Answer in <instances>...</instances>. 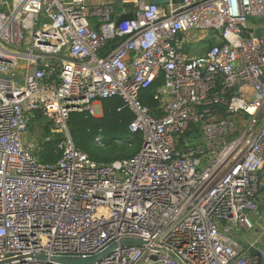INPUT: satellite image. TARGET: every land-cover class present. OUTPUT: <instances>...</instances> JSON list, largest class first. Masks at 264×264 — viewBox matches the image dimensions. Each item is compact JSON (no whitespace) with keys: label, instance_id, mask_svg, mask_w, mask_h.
<instances>
[{"label":"built area","instance_id":"obj_1","mask_svg":"<svg viewBox=\"0 0 264 264\" xmlns=\"http://www.w3.org/2000/svg\"><path fill=\"white\" fill-rule=\"evenodd\" d=\"M121 3L0 0V264L109 248L92 264H178L126 239L184 264H258L264 245L242 250L229 234L254 229L262 185L264 35L248 23H264V0ZM191 32L218 42L189 57L179 38ZM157 80L151 109L139 95ZM112 97L142 145L97 164L67 123ZM36 112L65 137L56 163H40L23 140Z\"/></svg>","mask_w":264,"mask_h":264},{"label":"trees","instance_id":"obj_2","mask_svg":"<svg viewBox=\"0 0 264 264\" xmlns=\"http://www.w3.org/2000/svg\"><path fill=\"white\" fill-rule=\"evenodd\" d=\"M212 46L210 45L207 50ZM160 83L161 80H157L140 93L139 101L142 105L151 109L157 107L158 101L154 95ZM100 107L99 116H92L88 112L70 114L67 125L72 144L97 164L106 165L133 157L142 145L140 134L131 133L128 129L133 115L118 97L101 100ZM42 120L43 117L36 112L29 123V126L31 124L42 126L43 131V139L33 151V156L40 163L53 164L61 157V146L65 137L62 134L51 133L49 123H43ZM260 177L262 185L259 189V197L264 203V169L261 170ZM258 208L264 211V204L262 206L258 204ZM262 245H264V235ZM250 252L251 256H254L255 251ZM258 264H264V260Z\"/></svg>","mask_w":264,"mask_h":264},{"label":"rangeland","instance_id":"obj_3","mask_svg":"<svg viewBox=\"0 0 264 264\" xmlns=\"http://www.w3.org/2000/svg\"><path fill=\"white\" fill-rule=\"evenodd\" d=\"M105 1H109V0H105ZM152 2L159 4V0H152ZM209 47H210V45H208V48ZM183 50H184V48H183ZM256 98H257V96L255 94H253L249 98V100L253 101V100H256ZM95 108H96L97 113L101 111L99 106H95ZM99 115L100 114H98L97 116H99ZM42 122L47 123V120L43 118ZM50 128H51V126H50ZM50 131H51V129H50ZM42 134H43L42 126H40V125L38 126L36 124H33V125L31 124L29 126V128H27L26 133L23 137V140L25 142H33L35 145H38V143H40V141L43 139ZM263 204L264 203H263L262 198L259 197V206H262ZM252 218H253V221L255 224L253 230L244 231V230H240L239 228H236V227H231V230H230L229 235L231 237H233V239L237 242L239 248L242 250L247 249V247H249L250 244H255L257 246L262 245V241L260 239V236L263 235V233H264V226H263V224H264V211L260 210V208H258L257 214L253 215ZM255 229L258 230V235H257Z\"/></svg>","mask_w":264,"mask_h":264},{"label":"water","instance_id":"obj_4","mask_svg":"<svg viewBox=\"0 0 264 264\" xmlns=\"http://www.w3.org/2000/svg\"><path fill=\"white\" fill-rule=\"evenodd\" d=\"M169 2H171L173 4H179L182 2V0H159V5L165 6ZM115 7H116V9L122 8L121 0H115ZM131 18H132V15L130 13H128L124 16H121L118 19V23H121L125 20H130ZM249 33L253 34L254 37H259L261 35H264V29L249 31ZM121 244L122 245L132 244V245H136V246H144V247H151L152 249H158L160 251V253H162L164 255L167 254L170 257L174 258V260L178 264H184L182 261H180L178 258H176L172 253L167 252L164 249H160L158 247L150 246L149 243L144 241V240L126 239V240L121 241ZM109 250H110V248L99 253V254H97V255H95V256H93V257H52V258H46L45 256H42V255H35L34 257L39 259V260L48 261L50 263H55V264H92V263L100 260L101 257H103ZM151 260H154V258L151 257Z\"/></svg>","mask_w":264,"mask_h":264},{"label":"crops","instance_id":"obj_5","mask_svg":"<svg viewBox=\"0 0 264 264\" xmlns=\"http://www.w3.org/2000/svg\"><path fill=\"white\" fill-rule=\"evenodd\" d=\"M259 29H264V23H259L258 21L250 19L248 23V33L249 31H255ZM217 39L218 38L216 34L209 32H191L188 35H183L179 38L180 45L182 48H184V52L189 57H199L204 55L207 52L208 45L217 44ZM98 106L100 107V104ZM255 231L258 235V230L255 229ZM263 235L260 236L261 241L263 239Z\"/></svg>","mask_w":264,"mask_h":264}]
</instances>
